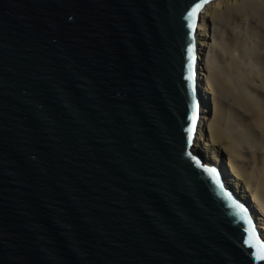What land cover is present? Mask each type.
<instances>
[{
  "label": "water",
  "instance_id": "obj_1",
  "mask_svg": "<svg viewBox=\"0 0 264 264\" xmlns=\"http://www.w3.org/2000/svg\"><path fill=\"white\" fill-rule=\"evenodd\" d=\"M213 1L0 0V264H264L192 149Z\"/></svg>",
  "mask_w": 264,
  "mask_h": 264
},
{
  "label": "bare ground",
  "instance_id": "obj_2",
  "mask_svg": "<svg viewBox=\"0 0 264 264\" xmlns=\"http://www.w3.org/2000/svg\"><path fill=\"white\" fill-rule=\"evenodd\" d=\"M197 29L207 104L192 148L221 146L204 160L246 201L264 238V0H214Z\"/></svg>",
  "mask_w": 264,
  "mask_h": 264
},
{
  "label": "rangeland",
  "instance_id": "obj_3",
  "mask_svg": "<svg viewBox=\"0 0 264 264\" xmlns=\"http://www.w3.org/2000/svg\"><path fill=\"white\" fill-rule=\"evenodd\" d=\"M207 141H202L199 143V145H197V147L195 149H193V151L195 153H199L201 154V156L203 157V159L207 160L208 155H212L215 151L217 152V149L220 151V154L222 155V149L220 145H216V144H210V146L206 143ZM205 155V156H204ZM204 160V162L206 163V161Z\"/></svg>",
  "mask_w": 264,
  "mask_h": 264
},
{
  "label": "snow or ice",
  "instance_id": "obj_4",
  "mask_svg": "<svg viewBox=\"0 0 264 264\" xmlns=\"http://www.w3.org/2000/svg\"><path fill=\"white\" fill-rule=\"evenodd\" d=\"M199 8H200V5H197L196 8L193 9V12L189 13V16L193 15ZM189 27H192V26L189 25ZM189 51H191V49H189ZM189 131L191 132V129ZM236 207L238 208V213L237 214L240 215L242 219H245L246 222L250 224L251 220L247 219V217H246V209L243 206H240V205H236ZM246 243L251 244V240L246 241ZM258 259L264 260V243L260 244Z\"/></svg>",
  "mask_w": 264,
  "mask_h": 264
}]
</instances>
